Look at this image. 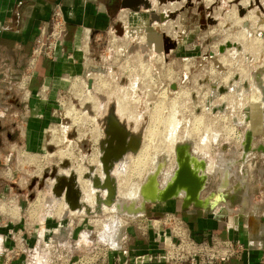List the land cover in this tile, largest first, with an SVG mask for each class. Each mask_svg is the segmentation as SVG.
<instances>
[{
	"label": "rangeland",
	"instance_id": "1",
	"mask_svg": "<svg viewBox=\"0 0 264 264\" xmlns=\"http://www.w3.org/2000/svg\"><path fill=\"white\" fill-rule=\"evenodd\" d=\"M136 1L139 2L128 9H121L123 0H114L117 10L113 12L115 25L104 31L100 39L91 40L89 52L88 39L79 44L73 53L69 52L68 59L65 60H70L73 64L70 72H54L43 86L37 83L35 90H31L29 84L40 60H55L59 52L68 53L65 46L69 35L66 19L60 36L58 33L62 27L55 29L50 23L45 31V39L37 42L38 36H41L40 29L26 59L23 56V61L14 59V53L20 55L21 49H14L13 55L8 54L12 59L0 60V85H11L7 95L0 92V190H7V195L17 194L20 181H25L30 200L26 212L29 219L32 217V220L38 221L36 219L39 215L52 212L57 201L53 200L52 207L50 202L58 197L51 189L52 183H56L54 178L70 174L71 171L78 175L87 204L95 201L96 189L91 186L90 180L83 177L89 172L91 164L98 165L96 174L102 177L104 175L99 162L100 141L105 137V127L112 110L128 128L142 135L140 150L145 144L150 145V163L153 165L149 164L141 174L134 175L132 171V162L139 152L128 154L125 160L117 163L113 171L119 185L118 196L125 200L136 198L134 202L140 199L139 205L143 202L140 195L142 184L156 171L160 162L163 161L164 165L160 156L168 158L166 169L160 177L163 165L158 172L160 185L163 186L174 174L175 146L179 141L193 136L197 142L203 139L202 143L205 144L213 130L219 131L221 134L219 133L218 140L210 143L207 151L197 149L198 152L207 153L213 164L221 145L237 147L244 139L247 128H253L256 134L254 145L261 143L264 135L261 98L253 101L255 107L249 101L246 104H241V101L250 90L257 97L263 98L264 26L260 21L261 17L264 18V0H248V4H242L244 0ZM173 5L175 7L171 9L170 6ZM162 14L165 15L163 21L154 19L150 22L153 15ZM53 31H56L54 36ZM159 33L163 35L162 38ZM160 38L162 45L155 46V41L159 42ZM35 50L38 52L35 53ZM76 52L80 53L79 57ZM100 68L101 71L98 72L97 69ZM245 81L248 83L246 87ZM90 82L92 85H89ZM233 82L239 84V90L230 86ZM74 85H77L84 97L91 95L93 101L87 102L81 95H76ZM222 87L227 91H221ZM214 90L219 93L215 95ZM121 99L126 103L127 114L118 106ZM41 104L44 105L42 114L49 119V123L39 151L33 153L25 148L27 138L22 134L23 122L24 117L30 119L31 108ZM222 104L225 107H220L218 111V106ZM245 108L249 109L246 115ZM68 109L80 116L79 122H73ZM176 113L181 122H178L177 131L175 130L177 137L174 138V152L167 156L164 153L168 149L165 138L170 134L166 128V117ZM224 117H227L226 121ZM248 117L250 119L246 121ZM234 118L243 121L245 118V121L241 124ZM191 120L192 124H188ZM232 125L236 128V139H232ZM149 130H154L151 134L153 141L148 138ZM60 152L69 154L63 156ZM255 153L260 152H253V155ZM94 154L97 161L91 163L89 159ZM152 158L156 162H151ZM55 169L58 172L53 171ZM9 181L12 182V189H6L4 184ZM44 181L45 184L40 187ZM119 187L126 193L130 190L132 196H121ZM97 190L100 195H104L101 189ZM62 195L61 192L59 200ZM166 204L149 203L146 212L137 217L126 214L115 217L114 208L104 206L108 213L104 212L103 215L89 216L82 212L84 219L81 220V225L77 224L79 219L75 222H68L67 218L55 220L63 232L62 237L59 236L60 243L50 242L52 234L44 238L37 234L36 248L20 252L21 255L19 249L14 248L10 250V254L15 259L23 258L22 261L17 260L20 264H109V253L112 251L114 255L118 254L123 249V242L121 249L113 248L107 242V235L118 232V228L125 229L127 223L123 225V218L126 220V216L141 224L138 239L146 240L150 230L157 238L156 250L148 252L138 249L133 261L142 264L152 261L162 264H191L190 254L198 252V255L206 256L199 252V247L191 243L192 238L180 219L174 216L166 218L163 210ZM129 205L126 202L119 204L121 209H126ZM67 207V203L61 199L59 212ZM77 213L78 210L74 214ZM92 216H97L98 221L89 220ZM102 224L104 229H101ZM123 237L125 235L121 240ZM189 243L197 248L190 254V248L187 247L190 246ZM206 253L213 254V250L208 249ZM113 264H119V261H113Z\"/></svg>",
	"mask_w": 264,
	"mask_h": 264
},
{
	"label": "crops",
	"instance_id": "2",
	"mask_svg": "<svg viewBox=\"0 0 264 264\" xmlns=\"http://www.w3.org/2000/svg\"><path fill=\"white\" fill-rule=\"evenodd\" d=\"M126 1L124 0L121 9L122 7L126 9L131 7ZM57 4L61 5L69 28V35L65 42L66 53H68L59 52V56L55 60H40L37 69L33 72V79L29 84L31 90H35L39 83L43 86L46 83L45 80L51 79L54 72L58 74L62 71L70 72L73 64L70 60H65L68 59L67 55L69 52L76 50L78 45L82 44V42L84 43L86 39H88L89 52L91 40L93 38L100 39L103 32L114 24L113 12L116 8L110 6L109 0H0V60L12 59L8 54L14 53V49H21L20 55L17 52L14 53L15 60L20 59L23 61V56L26 59L40 28L51 22ZM260 22L264 26L263 17H261ZM23 52L25 55H23ZM76 54L79 57L80 53L76 52ZM246 84H248L247 81H245V87L247 86ZM248 86L250 90L251 84ZM0 88V92L7 95L11 90V85L4 83L0 85ZM252 94L250 90L249 93L243 96L241 104H246L249 101L255 107V104H253L255 102L253 101L256 100H251ZM260 98L261 107L264 109V96ZM43 106L42 104L34 105L31 108L30 119L23 116L25 122H23L24 129L22 134L27 138V146L25 148L33 153L34 151H39L42 140H44L42 137L46 131V125L49 123V119L42 114ZM3 107L5 106L3 105ZM245 109L246 115L248 109ZM218 111H220V108ZM223 119L226 121L227 117ZM234 120L242 124L245 118L244 121L238 118H234ZM192 122L191 120L188 124H192ZM232 128L234 129V137L232 139H236V128L234 125H232ZM219 133V131L213 130L211 137L205 144L202 143L203 139H201V142H197L191 135V140H194L195 151L197 149L207 151L209 144L218 140L221 134ZM239 136L241 137V135ZM261 139L259 144L264 145V135ZM255 141L256 134L254 144ZM241 143L242 141L237 147L226 146V144L221 145L215 154L216 160L214 164L207 156V153L197 151L200 156L206 157L209 162L208 173L210 177L207 188L202 192L201 198L206 199L209 203H218L214 211L195 207L194 205L183 207V197L169 200L163 209L165 210L164 215H166V218L174 216L180 219L189 236L197 242H211L216 239H222L234 243V247L237 249L236 253L228 260L214 264H264L262 262L264 253V152L255 153L254 155L251 153L247 162L243 163L240 161L242 156ZM219 154L222 156L218 158ZM199 160L200 158L197 157L193 163L196 170L200 169ZM252 160L254 163H252ZM252 164L256 167L254 168ZM4 184H6V189H12L11 181ZM19 185L20 190L17 194L7 195L5 194L7 190L5 192H2V189L0 190V254L4 251L10 252L14 248L21 247L23 240L30 245L37 243V234L40 237V234L47 235L49 233L51 235L54 233L62 237L63 232L60 231L59 225L56 224L55 220L67 218L68 222H75L76 219H79L77 224L81 225V220L84 219L82 214H73L77 210L70 209V212L67 211L66 216H64L66 208L59 212L58 202L54 203V208H52L54 211L50 208V211L52 210L51 213L45 212L39 215L36 219L38 220L37 222L34 223V220H32L34 218L30 219V223L22 222L24 216H27L26 212L30 206V200L29 192L25 189V181H20ZM82 199L84 198L82 197ZM53 200L50 202L51 205L48 203L51 207ZM89 205H94V201L89 203ZM222 205H227L229 213L219 219L217 213ZM103 212L108 213L105 209H103ZM125 218H127L126 220L123 218V225L127 223L125 224V229L120 226L121 229L119 228L118 230L121 236L125 235L123 240H121L122 237L120 239L121 244L123 242V249L116 255L112 251L109 253V264H113V261L114 263L119 261V264H142L133 261L134 255H137L138 249L148 252L156 250L157 238L150 230L146 240L138 239L137 233L140 231L141 224H138L137 221L135 222L132 217L125 216ZM89 220L98 221V217L94 218L92 216ZM130 222L134 223L130 224ZM101 229H104L103 224ZM84 231H87V229H84ZM240 244L243 247L238 248ZM22 259L18 260L22 261ZM20 261L16 264H20ZM143 264L162 263L152 261Z\"/></svg>",
	"mask_w": 264,
	"mask_h": 264
},
{
	"label": "water",
	"instance_id": "3",
	"mask_svg": "<svg viewBox=\"0 0 264 264\" xmlns=\"http://www.w3.org/2000/svg\"><path fill=\"white\" fill-rule=\"evenodd\" d=\"M153 22L154 19L158 21H163L165 19V15L162 14L161 16L153 15ZM160 37L162 38L163 35L159 33ZM159 43L155 41V46L159 44L162 45V41ZM150 42V38H149ZM162 49V47H161ZM223 49V48H222ZM103 70V69H102ZM97 71H101V68ZM89 85H92L91 82ZM262 94L264 96V86H261ZM225 88L222 87L221 91H224ZM227 91V89L225 90ZM87 108L90 109L89 105H85ZM223 107L224 105H219V107ZM225 107V106H224ZM249 111V109L247 110ZM249 117L246 121H249ZM264 124V123H263ZM255 133L253 128H247L244 133V139L242 140L241 147H242V157L240 159L241 162L246 163L248 156L253 152H264V145H254ZM142 146V135L132 131L128 128L127 124L123 123L116 115H114V110L111 111V114L108 118V124L105 127V137L100 141V154H99V161L101 163L102 172L104 173L103 177L100 174H96L98 165H89V172L84 174V178L89 179L91 181V186L96 189L95 191V201L94 207L89 206L86 200L82 199L83 197V190L81 184L79 182L77 173L71 171L74 177L73 185L77 188V196H75V200L77 205L75 209L78 210L79 213L85 212L86 214L90 215H103L104 206L109 207L110 209L114 208V216L120 217L122 215L134 216L137 217L139 214L145 213L147 210V204H157V203H167L169 200L172 199H179L183 197L184 203L183 207H188L190 205H194L195 207L209 209L214 211L218 206V203H209L206 199L201 198L202 192L207 188V183L209 180V162L206 157L200 156L197 151L194 149V142L191 139H186L184 141H179L175 146V155H176V169H175V176L173 180L166 184L164 191L160 198L157 199H145V203L140 207V199H137L135 203H137L140 207L135 211H130L126 209H121L119 206L120 203H132L133 199L125 200L118 196V182L116 176L113 175V171L117 166V163L126 159L127 155L130 153L136 154L140 147ZM196 153V154H195ZM222 156L219 154L218 158ZM197 157L200 158V169L194 171L192 167V161H196ZM161 160H164L163 170L159 172V177L163 174L164 170L166 169L168 158L165 156L159 157ZM163 158V159H162ZM53 171H57L56 169ZM58 172V171H57ZM46 174V173H45ZM49 176V175H48ZM47 176V177H48ZM53 177L51 178V180ZM53 181V180H52ZM45 184L40 185L42 187ZM61 185L57 183H52L51 189L52 193L55 195L57 193L58 197L61 195L62 192ZM101 189L104 195H100V191L97 190ZM57 190V191H56ZM64 190V189H63ZM75 195V194H74ZM55 197L59 203V198ZM65 200H70V193L68 192L66 195ZM226 202V201H225ZM70 203V202H69ZM71 204V203H70ZM70 208L67 207L65 211L69 212ZM229 213V209L227 205H222L220 209H218V218H222ZM109 220V219H108ZM110 245V244H109ZM122 244L118 246H112L113 248H121Z\"/></svg>",
	"mask_w": 264,
	"mask_h": 264
},
{
	"label": "bare ground",
	"instance_id": "4",
	"mask_svg": "<svg viewBox=\"0 0 264 264\" xmlns=\"http://www.w3.org/2000/svg\"><path fill=\"white\" fill-rule=\"evenodd\" d=\"M250 1V0H249ZM240 2V1H239ZM242 4H248V0H244L243 2H242ZM173 7H175L174 5L171 7L170 6V8L172 9ZM169 8V9H170ZM245 26V25H244ZM153 36V35H152ZM154 37V36H153ZM147 38V37H146ZM149 38L151 39V37L149 36ZM154 39V38H153ZM159 47V46H158ZM76 83V82H75ZM230 86L231 87H233V89L235 88V89H238L239 90V88H240V86H239V84H237L236 82L234 83H232V84H230ZM74 88H75V93H76V95H81L82 93H81V91L77 88V85H74ZM218 88V87H217ZM258 91V90H257ZM243 92V91H242ZM214 93H215V95H216V93H219V92H217V90H214ZM258 93V92H257ZM82 96V98H84V100H86L87 102L88 101H90V100H92L93 99V97L91 96V95H87V96H83V95H81ZM257 99H259V96L257 97L256 95H254V94H252L251 95V100H257ZM210 100V99H209ZM261 100V99H260ZM93 101V100H92ZM120 101V100H119ZM263 101V100H262ZM128 105V104H127ZM118 106L120 107V109H121V111L122 112H124V114H127V109H126V103L123 101V99H121V101H120V104H118ZM219 107V106H218ZM220 108V107H219ZM225 109V108H224ZM172 112H174V111H172ZM178 112H179V110H178ZM68 113L71 115V116H73V122H75V123H77V122H79L80 121V116H77L76 114H74L73 113V111L72 110H70V109H68ZM176 115V116H175ZM155 118V117H154ZM166 119H168V121H167V123H168V127H166L167 128V132L170 134V135H168V137L167 138H165L167 141H168V149H166L165 151H164V153L167 155V156H171L172 154H173V152H174V141H175V139L174 138H176L177 136V126L179 125V123L178 122H181V119H179L178 117H177V113L176 114H172V115H170V116H167L166 117ZM153 121V120H152ZM197 121V120H196ZM166 123V124H167ZM165 124V125H166ZM168 129H172L171 130V132H169L168 131ZM176 130V131H175ZM173 132V133H172ZM175 132V133H174ZM152 133H154V130H149V139H152V141H153V138H152V136L153 135H151ZM214 134H216V133H214ZM215 136V135H214ZM178 139H179V136H178ZM177 141V140H176ZM149 142V141H148ZM154 143V142H153ZM150 145H147V144H145V146L139 151L138 150V155H137V157L133 160V162H132V167H133V169H132V171H133V174L134 175H139V174H141V172L144 170V168H146L149 164L150 165H153V164H151L150 163V160H151V158H150V152H149V149H150V147H149ZM155 149V148H154ZM153 149V150H154ZM152 150V151H153ZM61 153V155H63V156H67V154H69L68 152H60ZM161 153V152H160ZM153 157V156H152ZM156 158V157H155ZM155 158L153 159L152 158V160L153 161H151V162H156V160H155ZM90 162L91 163H95L96 161H97V156L94 154L90 159ZM100 162V161H99ZM195 162V161H194ZM193 161L191 162L192 163V167H193V169H194V171H197L196 169H195V167L193 166V163H194ZM100 165H101V163H100ZM162 165H163V161L162 162H160V164H159V166H158V168L156 169V171H154L153 173H151L149 176H148V178H147V180L142 184V186H141V191H140V195H141V198H142V200H143V202H142V205L145 203V201L146 200H144V198L145 199H157V198H160L161 197V195H162V192L164 191V189H165V186H166V184L167 183H169V182H171L172 180H173V178H174V176H175V171H174V174H172L171 175V177L168 179V180H166L165 182V185H163V186H161L160 185V182H159V180H158V178H157V176H158V172L162 169ZM101 168V167H100ZM149 168V167H148ZM132 173V172H131ZM78 176V175H77ZM74 175L72 174V173H70V174H61V175H57V177H55L54 179H56V183L58 184V185H61V186H63L62 187V193H63V195H62V197L60 198V200L61 199H64V201H65V203H67V205H68V207L70 208V209H75V208H77L76 207V205H77V202H76V200H75V196H77V194H78V192H77V188L75 187V184L73 185V182H74ZM142 177V176H141ZM84 178V177H83ZM125 178V177H124ZM84 179H86V178H84ZM89 180V179H88ZM122 180V179H121ZM124 180V179H123ZM55 181V180H54ZM125 181V180H124ZM132 181V180H131ZM124 183V182H123ZM135 183V182H134ZM119 186V185H118ZM123 186V185H122ZM134 187V186H133ZM138 187V186H137ZM123 188V187H122ZM125 188H126V186H125ZM136 188V187H135ZM64 189V190H63ZM95 189V188H94ZM122 189L119 187V192H121L120 194H121V196H124V197H126V196H132V192L130 193L129 191L130 190H128V192L126 193V192H123V191H121ZM134 190V189H133ZM57 191V190H56ZM135 191V190H134ZM70 193V200H65V198H66V195H67V193ZM137 192H138V190H137ZM75 194V195H74ZM133 194L135 195V192H133ZM137 195V194H136ZM130 196V197H131ZM144 198H143V197ZM129 197V198H130ZM134 197H136V196H134ZM136 199V198H135ZM134 199V200H135ZM134 200H133V202H134ZM71 204H70V203ZM127 204V203H126ZM125 205V204H124ZM128 205H129V203H128ZM125 207V206H124ZM140 207H141V205H140ZM140 207H137L136 206V204H135V202L134 203H132V204H130L128 207H125L126 208V210L128 209V210H130V211H135V210H137V209H139ZM122 208H123V206H122ZM75 212H73V214H74ZM32 218V217H31ZM119 229V228H118ZM47 235H49V233H47ZM47 235H43V238H44V236H47ZM108 240L109 241H107L109 244H111L112 246H118L119 244H120V242H121V234H119L117 231L116 232H114V233H108ZM60 237H59V235H55L54 233H52V237H51V239H50V242H58V243H60Z\"/></svg>",
	"mask_w": 264,
	"mask_h": 264
},
{
	"label": "built area",
	"instance_id": "5",
	"mask_svg": "<svg viewBox=\"0 0 264 264\" xmlns=\"http://www.w3.org/2000/svg\"><path fill=\"white\" fill-rule=\"evenodd\" d=\"M50 23L53 25V27L55 29L57 27H62V30H60V33H58L59 34L58 36L63 34L62 33L63 27L65 28L66 21H65L64 14L62 11V7L60 4L56 5L54 12H53V17H52L51 22L45 24L44 26H42L40 28L41 29V36L40 35L38 36V38L36 40L37 42L45 39V37H44L46 35L45 31H46L47 27L49 25H51ZM54 32H56V31H53V33H52L53 36H54ZM36 52H38V50H35V53ZM37 57H39V55ZM33 59L35 60V58H33ZM191 243L196 245V247H199V252H202L203 254L206 255V256L198 255V252L197 253L195 252L194 254H190L189 252H191V251L193 252L194 250L196 251L197 248L192 247L191 244L189 243L190 246H187V247L190 248V251H188V253L191 255V264H194V263H202V264L212 263V264H214V263H218V262H223V261L228 260L237 251V249H235V247H234V243L232 241H229V240L216 239V240H213L211 242H197L196 240L192 239ZM241 247H243L242 244H240V246L238 248H241ZM208 249L213 250V254L206 253V251ZM202 257H204V258H202ZM198 258H199V261H197ZM200 258H202V259H200ZM195 261H197V262H195ZM262 262L264 263V253L262 256Z\"/></svg>",
	"mask_w": 264,
	"mask_h": 264
},
{
	"label": "flooded vegetation",
	"instance_id": "6",
	"mask_svg": "<svg viewBox=\"0 0 264 264\" xmlns=\"http://www.w3.org/2000/svg\"><path fill=\"white\" fill-rule=\"evenodd\" d=\"M114 1V0H113ZM113 1L112 0H109V2H110V6L111 7H113V8H115L114 7V4H113ZM123 2H124V0H123ZM137 1H135V0H127L126 1V3L128 4V5H134L135 3H136ZM159 43V42H158ZM22 222H24V223H30L31 222V220L29 219V217L28 216H24V218H23V221ZM35 222H37V221H34V223ZM37 245H38V242L37 243H35V244H33V245H30V244H28V243H26V241H24L23 240V245L21 246V247H18V252H19V255H21L22 253H20V252H24L25 250H32V249H34V248H36L37 247ZM11 253V251L9 252V251H4L3 253H1L0 254V264H16L18 261V257H16V259L13 257V255H11L10 254Z\"/></svg>",
	"mask_w": 264,
	"mask_h": 264
}]
</instances>
